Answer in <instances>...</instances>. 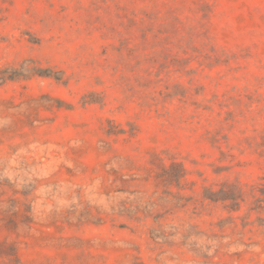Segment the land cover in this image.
Wrapping results in <instances>:
<instances>
[{
  "label": "rangeland",
  "instance_id": "obj_1",
  "mask_svg": "<svg viewBox=\"0 0 264 264\" xmlns=\"http://www.w3.org/2000/svg\"><path fill=\"white\" fill-rule=\"evenodd\" d=\"M0 264H264V0H0Z\"/></svg>",
  "mask_w": 264,
  "mask_h": 264
}]
</instances>
